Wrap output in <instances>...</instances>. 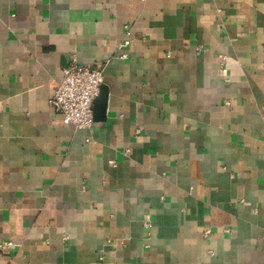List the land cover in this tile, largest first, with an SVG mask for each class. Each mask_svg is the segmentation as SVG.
Returning <instances> with one entry per match:
<instances>
[{"label":"crops","instance_id":"crops-1","mask_svg":"<svg viewBox=\"0 0 264 264\" xmlns=\"http://www.w3.org/2000/svg\"><path fill=\"white\" fill-rule=\"evenodd\" d=\"M71 62L103 68L91 130L50 106ZM4 240L0 264H264V0H0Z\"/></svg>","mask_w":264,"mask_h":264},{"label":"built area","instance_id":"built-area-1","mask_svg":"<svg viewBox=\"0 0 264 264\" xmlns=\"http://www.w3.org/2000/svg\"><path fill=\"white\" fill-rule=\"evenodd\" d=\"M128 33L129 28L126 34ZM129 44L130 40L125 38L122 46ZM200 51L201 48L197 47V52ZM102 84V66H81L71 62L53 88L50 106L62 117L64 124L76 130H91L94 126L93 103ZM16 247L17 244L10 240L0 242L3 250H14Z\"/></svg>","mask_w":264,"mask_h":264},{"label":"water","instance_id":"water-1","mask_svg":"<svg viewBox=\"0 0 264 264\" xmlns=\"http://www.w3.org/2000/svg\"><path fill=\"white\" fill-rule=\"evenodd\" d=\"M107 90L104 86L100 87L99 95L93 103V119L94 122H101L104 120V113L106 110Z\"/></svg>","mask_w":264,"mask_h":264}]
</instances>
